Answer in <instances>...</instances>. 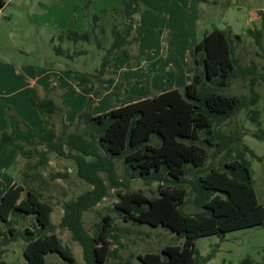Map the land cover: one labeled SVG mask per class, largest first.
<instances>
[{"label":"rangeland","instance_id":"1","mask_svg":"<svg viewBox=\"0 0 264 264\" xmlns=\"http://www.w3.org/2000/svg\"><path fill=\"white\" fill-rule=\"evenodd\" d=\"M115 26L128 38L136 40L127 46L132 55L130 58L117 53L106 68L104 76L112 80L111 85L95 99L91 107L93 115L158 92L173 88L183 90L194 76L195 46L206 33L218 28L242 35V40L235 42L236 55L243 66L254 65V71L244 78H234L222 92L252 97L251 79L254 77V89L259 99L216 126L219 135L214 144L204 143L208 158L203 169L224 168L225 161L239 159L244 154L251 163L258 200L264 204V138L253 136L254 132L264 133V0H8L0 10V99L10 105L21 120L38 126L41 116L28 95L38 94L42 82L46 81L49 85L46 95L54 88V96L63 107L64 116L70 123H76L97 87L87 73L101 66L103 56L113 42ZM248 29L262 31V46L249 35ZM88 30L94 31L90 41L75 42L68 37L70 32L81 34ZM56 48L64 53L58 54ZM68 69L71 70L68 72ZM64 91L69 93L62 97ZM250 109L259 110L257 121L251 119ZM4 118L0 117V129L5 123ZM61 119L62 115H55L53 119L58 132L62 129ZM74 127L68 130L72 131ZM245 146L262 159L254 157ZM39 149L45 147L39 146ZM21 156L12 162L0 150V181L3 183L0 196L14 183L37 190L44 200L53 204L52 220L62 243L73 251L79 262H84L81 244L59 223L65 202L93 186L79 177L72 158L47 152L48 162L37 164L41 155ZM115 166L119 184L114 186L106 172L100 173L107 194L84 212L85 228L94 234L104 216L111 215L118 227L116 232L122 236L121 258L131 264H144L138 258L139 254L161 253L169 244L183 246L186 238L168 227L135 224L119 216L114 209L119 201V191L141 190L154 197L159 195L161 184L168 185L129 178L127 188L124 183L128 173L123 159H115ZM58 172L63 174H56ZM199 174L200 171L193 172L188 179L191 181ZM190 185L189 182V193L181 209L197 213L201 208L195 200L196 191ZM11 218L19 234L0 246V250H4L0 260L20 264L25 261V229H35V215L21 213ZM0 229L6 231L2 240L10 236L1 220ZM116 246L118 244L112 239L111 247ZM196 247L202 256L211 254L205 264H264V224L229 231L224 236L199 237ZM46 258L49 264L63 262L56 252H50Z\"/></svg>","mask_w":264,"mask_h":264},{"label":"trees","instance_id":"2","mask_svg":"<svg viewBox=\"0 0 264 264\" xmlns=\"http://www.w3.org/2000/svg\"><path fill=\"white\" fill-rule=\"evenodd\" d=\"M6 3L7 0H0V8ZM93 33L90 30L81 34L70 32L68 37L75 42L90 41ZM248 33L262 46L261 30L248 29ZM134 40L136 38H128L121 28L114 27L113 42L103 56L101 66L87 73L97 87L86 109L76 123H66L62 118L60 132L53 119L55 115L63 114V107L54 96V88L46 96L32 99L42 120L38 127L25 124L11 106L0 99V115L10 120V128L0 134V149L17 148L29 158L41 155L37 164L48 162L47 152L72 158L79 177L93 186L65 202L59 223L81 244L84 262H79L73 251L62 243L52 221L53 204L44 200L37 190L14 183L0 196V220L10 235L2 240L6 231L0 229V246L19 234L12 222L13 215H35V229H25V261L20 264H49L46 256L50 252L63 258L60 264H131L121 258L122 236L116 232L118 227L111 215L104 216L94 234L83 223L84 212L107 194L100 173L106 172L114 186L119 184L115 159H123L128 173L124 183L127 188L129 178L168 185L161 184L159 195L154 197L141 190L119 191V201L114 206L119 216L135 224L163 225L186 238L183 246L169 244L161 253L139 254L138 258L144 264H205L211 254H200L197 238L214 234L224 236L229 231L264 224V204L258 200L251 163L244 154L239 159L225 161L224 168L203 169L208 158L204 143L214 144L219 135L216 126L259 99L254 89V77L251 79L252 97L222 92L234 78H244L254 71V65L243 66L236 55L235 42L241 41L242 35L218 28L206 33L195 46L194 76L183 90L173 88L93 115L92 104L111 81L104 76L106 68L117 53L130 58L132 55L127 46ZM56 51L64 53L60 48ZM250 112L251 119L257 121L259 110L250 109ZM71 126H75L72 131L68 130ZM253 136L264 138V133L254 132ZM39 146L45 149L41 150ZM244 148L262 159L250 147ZM195 170L200 174L190 181L188 176ZM189 182L201 208L197 213L181 209L189 193ZM112 239L118 246L111 247ZM3 251L0 250V257ZM110 258L115 260L109 261ZM0 264L8 263L1 259Z\"/></svg>","mask_w":264,"mask_h":264},{"label":"crops","instance_id":"3","mask_svg":"<svg viewBox=\"0 0 264 264\" xmlns=\"http://www.w3.org/2000/svg\"><path fill=\"white\" fill-rule=\"evenodd\" d=\"M7 2H8V0H7ZM7 4V3H6ZM6 6V5H5ZM4 6V7H5ZM4 7H2V8H4ZM2 8H0V10L2 9ZM24 51V50H23ZM71 69H68V72L70 71ZM112 81V80H111ZM111 81L110 82H108L107 83V88H109V86L111 85ZM32 84L33 83H31V87H32ZM106 88V89H107ZM105 89V90H106ZM48 90H49V85H48V83L46 82V81H43L42 82V86L38 89V94H36V95H31V93L28 95L29 96V99H30V101L32 102V104H33V101H32V99L33 98H42L43 96H46V93L48 92ZM154 91H156L157 89H153ZM67 93H69V91H64V93L62 94V97L63 96H65ZM159 93V92H158ZM1 96V95H0ZM33 106H34V104H33ZM36 109V108H35ZM66 115V114H65ZM0 117H6V116H1L0 115ZM62 118H64V121L66 122V123H70L69 122V119H68V117L67 116H64V113L62 114ZM5 119V123L3 124V127L0 129V131H5V130H8L9 128H10V120H9V118L8 117H6V118H4ZM22 121H24V120H22ZM75 121V120H74ZM25 122V121H24ZM25 124H27V125H29V126H31V127H38V126H40L41 124H42V120H41V123L38 125V126H36L34 123H32L31 125L29 124V123H27V122H25ZM9 126V128L7 129V127ZM1 132V133H2ZM0 150H3V153H5L6 154V156L9 158V159H11V160H13L12 162H14L18 157H20V158H22V156H21V153H20V151H19V149H17V148H11V149H0ZM1 184H3V183H1V181H0V185ZM12 185V184H11ZM10 185V186H11ZM10 186H8L7 188H5V190H3L2 191V194L3 193H5L6 192V190L10 187ZM25 192V191H24ZM54 211V210H53ZM53 221V220H52ZM54 223V222H53ZM55 224V223H54ZM57 233V232H56Z\"/></svg>","mask_w":264,"mask_h":264}]
</instances>
